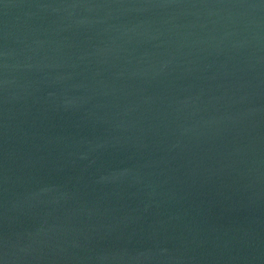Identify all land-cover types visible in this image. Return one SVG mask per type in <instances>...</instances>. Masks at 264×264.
Returning <instances> with one entry per match:
<instances>
[{
  "label": "water",
  "instance_id": "obj_1",
  "mask_svg": "<svg viewBox=\"0 0 264 264\" xmlns=\"http://www.w3.org/2000/svg\"><path fill=\"white\" fill-rule=\"evenodd\" d=\"M0 264H264V0H0Z\"/></svg>",
  "mask_w": 264,
  "mask_h": 264
}]
</instances>
